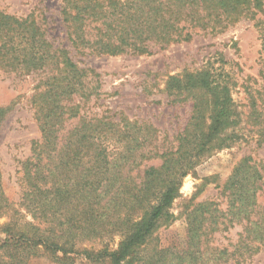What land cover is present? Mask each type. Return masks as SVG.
I'll return each mask as SVG.
<instances>
[{
  "label": "trees",
  "instance_id": "1",
  "mask_svg": "<svg viewBox=\"0 0 264 264\" xmlns=\"http://www.w3.org/2000/svg\"><path fill=\"white\" fill-rule=\"evenodd\" d=\"M63 2L62 14L74 48L81 53L90 49L111 55L129 50L145 54L151 52L153 44L163 48L190 41L196 29H224L242 17L254 19L263 9V0ZM0 72L38 76L31 104L41 132V138L33 142V155L22 162L18 205L32 219H26L27 215L17 208L14 216L0 226L6 234L0 244L2 264H26L29 257L46 254L61 262L71 259L70 253L78 254L75 239L81 215L77 217L78 213L68 207L73 199L86 206L82 220L93 222L88 231L82 227V233L92 235L98 230L104 243L96 252L81 248L88 257L110 264H220L233 254L226 248L203 249L199 226L192 217L187 248L155 247L154 253L146 256L150 235L179 195L183 179L204 154L234 141L236 134L226 131L239 123L240 111L232 94L235 83L223 68L209 64L169 77V88L193 100L192 115L180 134L177 151H150L147 159L160 157L162 163L146 167L139 182L131 171L140 167L135 160L137 153L152 144L155 132L130 122L122 124V120L80 115L82 101L87 103L97 93L99 84L90 82L98 81L99 73L80 66L67 48L55 46L34 13L22 17L0 9ZM251 99L250 117L259 124L258 143L262 144L264 110L259 109L254 95ZM258 99L264 106V91L258 90ZM75 118L80 119L67 128L68 121ZM77 169L84 171V176L79 174L67 181L69 173ZM262 180L264 159L257 163L252 156H245L236 164L227 182L234 215L249 219L256 203L252 198H256ZM87 203L98 211L94 219ZM110 215L115 219L112 234L119 235L113 250L104 242ZM253 225L247 228L244 242L236 246L235 251L242 256L252 249L246 242L248 236L255 233L264 241V216Z\"/></svg>",
  "mask_w": 264,
  "mask_h": 264
},
{
  "label": "rangeland",
  "instance_id": "2",
  "mask_svg": "<svg viewBox=\"0 0 264 264\" xmlns=\"http://www.w3.org/2000/svg\"><path fill=\"white\" fill-rule=\"evenodd\" d=\"M63 6V0H0V9L17 16L34 13L55 46L67 48L80 66L91 67L99 73L98 81L90 82L93 86L99 84L97 93L87 103L82 101L80 115L110 118L112 122L122 120V124L130 122L146 128V131L155 132L152 144L144 152L143 149L139 150L141 154L139 151L137 153L135 160L140 167L131 173L138 182L146 167L162 163L160 157L147 159L150 151L160 154L177 151L180 134L192 115L193 100L187 98L185 93L179 95L169 88V77L196 71L209 64L223 68L232 77L235 83L232 94L240 117L239 123L226 133H235L234 141L229 146L204 154L183 179L179 195L168 208V213L157 221L150 235L146 256L152 255L155 247L173 250L187 248L190 218L195 217V223L199 226V244L203 249L226 248L233 253L220 264H264V241L256 238L255 233L246 239L252 246L251 251L245 256L235 251L236 246L244 242L242 238L247 228H254L253 222L264 216V180L260 183L256 198H252L256 203L249 219L232 213L236 210L230 208L231 196L227 188L233 168L243 157L252 156L257 163L264 159V143H258L259 124L250 117L252 95L257 98L259 109L264 110L258 99V90L264 91V0L262 11L254 19L242 17L224 29H196L192 40L172 43L163 48L153 44L149 53L139 54L129 50L118 55L100 54L90 49L84 53L76 50L69 39L62 14ZM37 81L36 75L20 77L0 72V226L14 216L17 208H21L18 202L22 194V162L33 155V142L41 138L31 104ZM76 101L79 99L76 98ZM79 119L68 121L67 128H71ZM80 170H72L67 181H73L79 174L84 176V171ZM87 204L94 219L98 211L95 205ZM84 206L76 199L68 202L70 210L78 213L77 217L81 215L75 239L78 254L70 253L68 256L71 259L65 258L61 262L47 254L32 256L26 260V264H110L107 260H97L81 253V248L96 252L103 243L98 230L92 235L82 233V227L88 231L92 228L89 224L93 223L87 224L82 220ZM21 211L27 215L26 219H32L24 208ZM81 211L82 214H79ZM192 211L194 215H190ZM114 222V217L110 215L106 221L108 233L104 236V242L109 243L112 250L119 241V235L112 234ZM5 237L6 234L0 231V244ZM243 250L240 247L239 252ZM2 260L0 252V264Z\"/></svg>",
  "mask_w": 264,
  "mask_h": 264
}]
</instances>
